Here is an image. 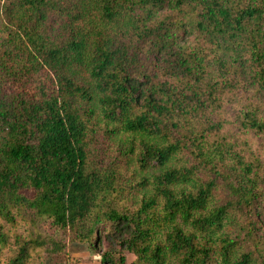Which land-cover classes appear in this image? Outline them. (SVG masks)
Listing matches in <instances>:
<instances>
[{
  "label": "trees",
  "instance_id": "trees-1",
  "mask_svg": "<svg viewBox=\"0 0 264 264\" xmlns=\"http://www.w3.org/2000/svg\"><path fill=\"white\" fill-rule=\"evenodd\" d=\"M101 236L264 264V0H0V264Z\"/></svg>",
  "mask_w": 264,
  "mask_h": 264
},
{
  "label": "rangeland",
  "instance_id": "rangeland-1",
  "mask_svg": "<svg viewBox=\"0 0 264 264\" xmlns=\"http://www.w3.org/2000/svg\"><path fill=\"white\" fill-rule=\"evenodd\" d=\"M195 41V37L192 34L187 33L183 44L190 45ZM98 252H94L90 249L89 244L67 242L65 248L60 254H44L43 258L51 263L56 264H100L101 251L106 249L104 241L101 239L98 242ZM124 264H130L134 260V256L124 253Z\"/></svg>",
  "mask_w": 264,
  "mask_h": 264
}]
</instances>
